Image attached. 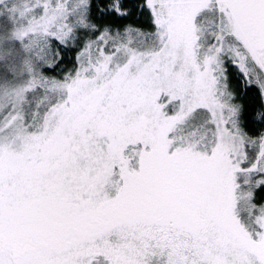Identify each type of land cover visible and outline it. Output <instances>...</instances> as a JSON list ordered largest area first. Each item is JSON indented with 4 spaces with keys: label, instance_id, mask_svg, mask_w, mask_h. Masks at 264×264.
<instances>
[{
    "label": "snow or ice",
    "instance_id": "1",
    "mask_svg": "<svg viewBox=\"0 0 264 264\" xmlns=\"http://www.w3.org/2000/svg\"><path fill=\"white\" fill-rule=\"evenodd\" d=\"M0 264H264V0H0Z\"/></svg>",
    "mask_w": 264,
    "mask_h": 264
},
{
    "label": "rangeland",
    "instance_id": "2",
    "mask_svg": "<svg viewBox=\"0 0 264 264\" xmlns=\"http://www.w3.org/2000/svg\"><path fill=\"white\" fill-rule=\"evenodd\" d=\"M4 16H5V19H6L5 21L8 22L7 14L5 13ZM8 23H9V22H8ZM8 23H7V24H8ZM7 27H8V28H7L6 31H4V32H0V41H8L9 38H10V33H11V31H12V26H11L10 24H8Z\"/></svg>",
    "mask_w": 264,
    "mask_h": 264
},
{
    "label": "trees",
    "instance_id": "3",
    "mask_svg": "<svg viewBox=\"0 0 264 264\" xmlns=\"http://www.w3.org/2000/svg\"><path fill=\"white\" fill-rule=\"evenodd\" d=\"M10 2H16V0H10ZM5 20H6L5 16L2 19H0V32H4L8 28L7 26H8L9 23L7 21H5Z\"/></svg>",
    "mask_w": 264,
    "mask_h": 264
}]
</instances>
